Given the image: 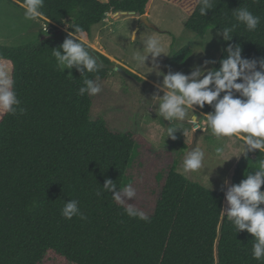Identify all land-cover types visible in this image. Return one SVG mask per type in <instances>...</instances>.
Segmentation results:
<instances>
[{
    "label": "trees",
    "instance_id": "trees-1",
    "mask_svg": "<svg viewBox=\"0 0 264 264\" xmlns=\"http://www.w3.org/2000/svg\"><path fill=\"white\" fill-rule=\"evenodd\" d=\"M21 7L23 0H8ZM150 0H44L46 20L65 30L20 45L0 44V71L15 81L21 114H0V264H264L252 257L254 238L222 216L224 190L189 180L174 168L167 173L150 221L130 218L111 193L101 190L105 179L122 188L137 139L134 131L112 129L104 117H91L93 97L79 96L85 76L106 79L114 64L86 42L92 27L109 14L146 13ZM248 7L260 17L258 29L237 27L231 41L242 57H264V0H214L204 16L196 11L187 29L204 37L209 28L235 23V8ZM83 29V42L100 70L85 73L57 68L52 56L67 37L70 24ZM80 34H78L79 36ZM62 51V49H61ZM192 49L173 56L183 62ZM225 54L221 51L219 59ZM137 78H140L137 76ZM203 113L212 111L209 105ZM264 152L242 155L231 185L254 171ZM264 191V185L261 186ZM77 200L78 216L65 219L61 209ZM264 207V205H261Z\"/></svg>",
    "mask_w": 264,
    "mask_h": 264
},
{
    "label": "clouds",
    "instance_id": "clouds-1",
    "mask_svg": "<svg viewBox=\"0 0 264 264\" xmlns=\"http://www.w3.org/2000/svg\"><path fill=\"white\" fill-rule=\"evenodd\" d=\"M43 5L44 0H23L21 7L24 9V18L37 20L44 17L41 11ZM197 7L200 15L204 16L207 10L214 8V0H195L192 11L195 12ZM232 16L235 23L216 29L217 36L223 41H231L233 33L240 25L247 31L254 32L260 24V17L254 15L246 6L235 8ZM67 28L73 31L68 32L59 49L53 48L52 56L55 58L57 68L61 72L64 69L75 68L82 76L85 73H98L101 66L83 42V29L74 23ZM128 39L135 44L137 35L130 32ZM142 47L143 52L135 53L132 59L136 62L137 69H150L143 73V79L150 72L162 76L157 89L163 94L154 93L152 98L157 99L158 115L163 120L171 123L187 121L195 131L200 130L201 123L195 108L203 109L207 104L212 111L206 113L204 127L218 142V146L214 148V155L217 158L224 153L221 144L225 138L234 137L239 143L240 151L230 157L247 156V153L254 150L264 152V57L244 58L241 55V46L238 43H229L222 49L225 55L219 59V67H208L215 65L216 60H204L203 63L194 65L187 74L180 71L164 73L159 69L158 57L161 54L167 55V50L160 40L156 37H146L142 41ZM149 60L150 67L146 64ZM99 80L98 75L95 79L85 76L83 86L78 89L77 94L79 96L99 94L102 91ZM14 84L15 81L10 74L0 71V113L16 114L19 111L22 114L25 111L19 107L21 102ZM177 129L180 128H167L164 138L176 139L174 132ZM205 155V151L199 147L188 151L182 160L181 174L188 176L204 169ZM222 163H217L216 166ZM245 177L239 183L227 187L224 193L227 208L222 212L235 226L236 232L246 230L252 235L254 238L252 257L264 260V207H261L264 205V191L261 190V186L264 185V159H260L255 170L245 174ZM103 192L111 193L113 200L123 206L128 217L150 221V217L144 211L128 203L136 196V189L132 184H126L118 189L112 179L106 178L96 195L100 196ZM61 215L65 219H72L74 216L81 220L86 219L80 212L77 200L66 201L61 209Z\"/></svg>",
    "mask_w": 264,
    "mask_h": 264
},
{
    "label": "rangeland",
    "instance_id": "rangeland-1",
    "mask_svg": "<svg viewBox=\"0 0 264 264\" xmlns=\"http://www.w3.org/2000/svg\"><path fill=\"white\" fill-rule=\"evenodd\" d=\"M194 4L195 0H151L146 14L154 27L141 22V16L128 12L114 13L95 24L92 27L91 38L86 40L92 52H100L114 62L109 76L100 82L102 91L93 97L91 117L102 116L112 129L134 131L144 138L137 139L122 187L132 184L136 189V196L128 203L147 213H153L169 170L174 168L182 173V160L188 151L199 147L206 155L205 168L186 177L207 188L223 189L224 192L231 186L234 167L242 156L230 157L240 151L239 143L233 137L225 138L221 144L224 153L217 158L214 155V148L218 146V142L206 128L205 132L195 131L190 125L186 135L177 129L174 132L176 139L164 138L167 128L178 126L177 121L171 123L158 115L156 107L158 101L152 98L154 93L163 94L157 89L162 76L150 72L143 79V73L150 69H137L136 62L132 59L135 53L143 52L142 41L151 36L158 38L167 50V55L161 54L158 57L159 69L164 73L180 71L187 74L194 65H199L204 60L217 61L225 41L217 36L216 30L209 28L204 37H199L185 26ZM55 29L65 30L43 17L27 20L24 18L22 7L8 0H0V44H25L42 39L49 31L50 33L56 31ZM130 32L137 35L135 44L128 39ZM184 46H189L192 49L191 53L183 62L175 61L174 54ZM146 64L150 67V60L146 61ZM147 111H150L151 119L146 122L143 119L148 118ZM204 117L199 118L203 127ZM144 122L145 127L149 129V135L154 137L156 135L155 138L162 142L170 140V144L173 143L172 148L162 149L153 145L141 132V125ZM228 157L230 158L223 162ZM217 163L222 164L216 166ZM226 208L224 197L222 210ZM49 264L65 263L55 258Z\"/></svg>",
    "mask_w": 264,
    "mask_h": 264
},
{
    "label": "crops",
    "instance_id": "crops-1",
    "mask_svg": "<svg viewBox=\"0 0 264 264\" xmlns=\"http://www.w3.org/2000/svg\"><path fill=\"white\" fill-rule=\"evenodd\" d=\"M150 2H151V0L149 1L148 6H149ZM148 6H147V8H146V13H147V10H148ZM102 21H103V20H102ZM150 111H151V110H150ZM150 111H147L148 118L146 117V118L143 119V120L146 121V122H147L148 119H151V118H150V115H151ZM195 112H196V114L199 116V118H201V117H203V116L206 115L205 113L199 111L197 108H195ZM152 115H153V114H152ZM153 116H154V115H153ZM199 121H200V119H199ZM146 122L142 123V125H141V132H142V133L148 138V140L151 141V143H152L153 145H155V146H159V147L162 148V149H167V148L170 149V148H172L173 143L170 144V140H169L168 142H167V140H165L164 142H162L161 140H157V139L155 138V137H157L156 135H155V137L149 135V129H148V127H145ZM148 122H149V121H148ZM203 122H204V121H203ZM172 123H173V122H172ZM143 124H144V126H143ZM190 125H191V123H189V122H187V121H183V122H181V121H177V126H178V128H180V129H178V130H180L179 132H180L181 134H185V135H186L187 132L189 131ZM191 128H192V125H191ZM204 129H205V127L201 126L200 131L205 132ZM181 131H182V132H181ZM192 134H193V133H192ZM181 139H182V137H181ZM172 142H173V141H172ZM162 146H163L164 148H163Z\"/></svg>",
    "mask_w": 264,
    "mask_h": 264
},
{
    "label": "water",
    "instance_id": "water-1",
    "mask_svg": "<svg viewBox=\"0 0 264 264\" xmlns=\"http://www.w3.org/2000/svg\"><path fill=\"white\" fill-rule=\"evenodd\" d=\"M118 13H126V12H118ZM128 13L134 14L133 12H128ZM141 22L146 23V24L149 25L150 27H154V25H153L152 23L149 22L146 13H144L143 15H141ZM93 53H94V52H93Z\"/></svg>",
    "mask_w": 264,
    "mask_h": 264
}]
</instances>
